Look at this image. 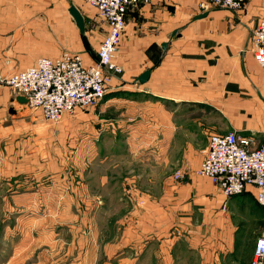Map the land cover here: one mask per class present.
Returning a JSON list of instances; mask_svg holds the SVG:
<instances>
[{"label":"crops","instance_id":"0c3cea01","mask_svg":"<svg viewBox=\"0 0 264 264\" xmlns=\"http://www.w3.org/2000/svg\"><path fill=\"white\" fill-rule=\"evenodd\" d=\"M201 1L151 0L127 12L117 55L123 72L111 78L97 105L76 112L75 123H84L87 134L72 151L88 159L86 169L100 165L103 189H117L116 197L130 204L109 222L113 235L101 244L89 208L85 229L60 223L70 237L69 259L60 257L66 264H248L254 245L241 256V239H253L255 229L257 238L264 236L254 186L227 196L197 173L212 134L236 131L252 137L254 147L264 144V67L251 42L264 20V0L208 10ZM72 5L83 16V32ZM107 31V21L87 0H0V75L64 51L94 65ZM17 96L0 88V139H11L5 173H37L53 162L28 161L35 158L25 151L30 141L19 135L27 108ZM176 170L184 177L177 180ZM6 232L5 263L29 262L22 234Z\"/></svg>","mask_w":264,"mask_h":264},{"label":"rangeland","instance_id":"374dc122","mask_svg":"<svg viewBox=\"0 0 264 264\" xmlns=\"http://www.w3.org/2000/svg\"><path fill=\"white\" fill-rule=\"evenodd\" d=\"M25 106L27 111L23 114L26 118L21 121L24 123V128L20 130L19 135L21 139L23 135L30 141L25 151L33 154L35 158L31 157L28 161L30 163L40 161L46 165L53 163L52 167L46 166L37 173L6 174L5 152L7 141L10 142L11 139L9 137L7 140L0 139L2 153V157L0 156V264H6L5 255L9 253L10 245L7 247L6 240L11 237L7 238L8 230L10 234H16V237L22 234L26 244L24 247L27 248L23 255H31L29 262H15V264H66L64 259L60 260V257L69 259L65 252L69 247L70 237L67 229L58 228L60 223H78L82 225V229H85L83 220L89 208V214L94 215V222L99 232L98 240L101 244L107 237L113 235L109 222L113 223L117 212L130 203L127 204V200L116 197L117 189H112L111 192L107 188L103 189L99 181V173L102 169L100 165L91 167L89 163L91 168L86 169L87 165L83 162L88 159H84L80 153L76 156L72 151L87 134L84 123H75L76 112L85 111L95 105L79 108L74 113H66L59 121H49L39 108L27 104ZM76 125L81 127L78 129ZM82 148L85 150V146ZM77 161L78 168H76ZM177 171L179 170L175 172ZM12 192L14 197L7 198L6 194L10 195ZM27 192L30 194L26 195ZM23 193L25 194L22 195ZM106 193L116 195L104 196ZM17 194L21 197H17ZM257 225L260 226L255 224ZM45 227L48 228L46 231L43 230ZM254 233L253 239L250 237L241 239V256H246L252 245L255 247L258 230L255 229ZM17 239L14 243L20 242L21 245V241ZM44 249L45 254H42Z\"/></svg>","mask_w":264,"mask_h":264},{"label":"built area","instance_id":"2783aa9c","mask_svg":"<svg viewBox=\"0 0 264 264\" xmlns=\"http://www.w3.org/2000/svg\"><path fill=\"white\" fill-rule=\"evenodd\" d=\"M108 23V31L96 55V63L86 66L77 53L64 51L57 58L40 57L26 69L0 75V88L8 86L16 94L29 99V106L39 108L49 121H59L66 113L98 104L106 94L114 75L123 72L117 55L130 8L151 0H87ZM246 0H202L200 7L213 6L240 9ZM256 61L264 67V20L251 35ZM208 177L227 196L256 188V199L264 209V144L253 146V138L236 131L212 134L208 151L197 171ZM177 180L184 177L175 172ZM248 264H264V236L256 240Z\"/></svg>","mask_w":264,"mask_h":264},{"label":"water","instance_id":"95a60500","mask_svg":"<svg viewBox=\"0 0 264 264\" xmlns=\"http://www.w3.org/2000/svg\"><path fill=\"white\" fill-rule=\"evenodd\" d=\"M70 12L73 15V17L76 20L77 25L79 26L80 30L83 32L85 29V23H84V19L83 16L81 14V12L75 7V6H71L70 7ZM149 73L150 71H146L141 77L140 79L142 81H145L148 77H149ZM17 101H19L22 104H28L29 103V99L23 95H18L16 97Z\"/></svg>","mask_w":264,"mask_h":264}]
</instances>
